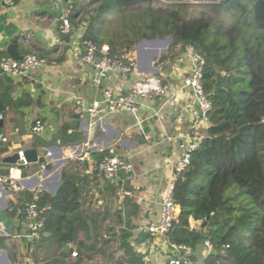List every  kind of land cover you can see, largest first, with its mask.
Returning a JSON list of instances; mask_svg holds the SVG:
<instances>
[{
	"label": "trees",
	"instance_id": "obj_1",
	"mask_svg": "<svg viewBox=\"0 0 264 264\" xmlns=\"http://www.w3.org/2000/svg\"><path fill=\"white\" fill-rule=\"evenodd\" d=\"M71 4V31L63 34L64 43L84 24L81 42L90 41L97 48L107 45V56L123 63L139 40L166 37L170 43L158 60L173 61L187 46L203 59L201 85L210 103L207 124L188 166L175 181L172 196L179 208L178 222L166 239L192 251L208 241L214 250L212 264H264V0L203 6L164 5L156 0H72ZM3 22L0 18V30L10 35ZM7 56L0 51V59ZM7 98L0 97V116L12 104ZM30 104L27 94L13 103L17 108ZM59 140L68 145L83 137L63 124ZM90 157L92 181H104L109 197L121 188L131 192L125 170L118 171L115 186L98 171L100 161L110 157L107 150ZM86 168L84 161H68L56 192L38 195L36 204L48 236L42 235L34 245V264H77L66 260L63 248L70 244L83 261L125 264L136 256L130 243L137 213L132 197L125 196L116 207L96 209L87 198ZM31 199L26 191L17 194L8 217ZM190 221L198 223L197 228H190ZM218 252L226 258L220 260ZM7 257L11 264H23L13 237L8 239Z\"/></svg>",
	"mask_w": 264,
	"mask_h": 264
},
{
	"label": "crops",
	"instance_id": "obj_2",
	"mask_svg": "<svg viewBox=\"0 0 264 264\" xmlns=\"http://www.w3.org/2000/svg\"><path fill=\"white\" fill-rule=\"evenodd\" d=\"M83 3L84 0H78ZM66 0H18L12 6H6L0 0V18L2 26H9L11 34L0 30V51L6 52L11 41H17V50L23 56L28 53L45 55L55 64L45 65L32 71L28 76L17 79L0 72V97H8L11 105L1 116L0 164L2 160L19 151L35 149L38 159L44 158L49 151L51 157L45 169L37 166H25L19 176L23 191L32 194L41 187L43 192L54 194L60 185V173L68 161L77 162V156L86 147L90 153H99L98 149L113 148L115 153L129 165L127 183L137 207L132 218L135 226L131 238V248L135 257L125 264H168L175 256V251L165 237L155 238L146 233V228L157 224L160 217L161 202L168 182L172 179L173 168L180 158L179 138L185 143L201 136L206 125L196 120L192 111L197 105L191 98V90L184 87L183 80L192 66L191 57L183 50L177 57L169 60L164 70L163 83L167 93L162 98L139 99L136 112L118 111L104 113L99 119L92 120L81 113L76 101L82 100L85 106L94 101H102L104 92L125 96L134 81H142L150 76L155 59L164 52L142 48L132 52L137 68L123 79L119 72L109 73L98 84L92 81V68L83 63V49L74 51L80 45L85 31L82 24L72 33L69 42H62L60 16ZM72 2V0H70ZM169 43L165 47L167 49ZM3 58V57H2ZM1 60V59H0ZM27 94L31 104L17 108L13 103ZM80 118L77 120L75 116ZM83 116V117H82ZM40 119L44 129L39 134L31 131L35 120ZM94 122V124H91ZM76 128L83 140L75 144H62L59 140L61 125ZM171 138V140H168ZM40 161V160H39ZM83 170L89 175L88 202L96 209L103 205L116 207L125 196L119 189L115 196L109 197L104 190V181H92L93 161L88 156ZM7 167L0 166V174L6 173ZM118 178L109 181L116 185ZM105 197V201L102 198ZM17 194L0 185V223L11 225L10 233L17 241L23 264L34 263L32 253L36 243L24 238L23 222L15 214L8 217L10 205L16 203ZM88 206V204L86 205ZM5 226V225H4ZM198 223L190 221V228H197ZM46 235V236H45ZM43 236L48 234L43 232ZM27 240V241H26ZM8 246V240L5 241ZM69 262L77 264H106L102 259L93 261L69 256L75 251L73 244L67 245ZM71 251V252H69ZM182 264H212L211 254L203 243L191 252L182 253ZM213 260V259H212ZM0 264H11L7 252L0 250Z\"/></svg>",
	"mask_w": 264,
	"mask_h": 264
},
{
	"label": "built area",
	"instance_id": "obj_3",
	"mask_svg": "<svg viewBox=\"0 0 264 264\" xmlns=\"http://www.w3.org/2000/svg\"><path fill=\"white\" fill-rule=\"evenodd\" d=\"M6 6L12 7L15 5L14 0H1ZM89 1V0H87ZM157 2L164 5H218L224 0H156ZM72 9V4L70 0H66L65 8L60 16L61 29L64 34H68L71 31V25L69 21L70 11ZM82 43V47H81ZM83 49L82 61L83 63L90 65L92 68V81L96 84L100 82L101 79L105 78L109 73L119 72L123 79L127 77L137 68L136 59L132 56V53L126 55V63L121 60L110 59L107 55L109 48L107 45H102L97 48L90 41L81 42L74 51L78 52L79 49ZM184 51L191 57L192 66L189 69L188 74L183 80L184 87L191 90V98L195 101L197 107L192 111L193 117L207 124V112L210 109V103L208 102L206 96L203 93L201 79H202V67L203 59L197 55L192 47H185ZM55 64L54 61H50L45 57L38 56L35 53H28L22 56L21 60H15L9 56L3 57L0 60V72L4 75H8L17 79L28 76L32 71L39 67ZM169 65V60H156L154 67L152 68V73L149 77L142 81H134L130 86V91L127 95H113L106 91L103 95L102 101H94L89 106H85L82 100L76 101L77 106L80 108L81 113L88 116L90 119H99L104 113H114L118 111L125 112H136L137 103L139 99H154L162 98L167 93V86L163 83L164 81V70ZM83 117V116H82ZM1 121V116H0ZM91 124H94L92 122ZM44 124L40 119L34 121L31 128L32 133L39 134L43 131ZM171 140V138H168ZM201 140V136L194 137L190 142L185 143L181 138H179V148L182 150L180 158L176 161L173 168L172 179L166 185L164 196L161 202L160 217L155 225L148 226L145 230L150 236L155 238L165 237L170 231L172 226L178 222L179 208L175 204L172 191L175 185V181L179 175L184 171V169L189 164L190 154L192 151L198 148ZM0 141L5 142L6 139L0 136ZM107 150L110 157L103 158L97 166L98 171L102 174L103 178L107 181H114L117 177L119 170H129L128 163L118 156L113 148L98 149L101 153ZM18 160L15 165H11L6 168L5 174H0V185L8 188L12 193L19 194L23 191V185L21 183V178L19 176L20 170L18 167L20 165H28L26 159L23 155V151L17 153ZM52 155L51 152H47L43 159V163H40L41 168L45 169L46 160ZM90 152L83 149L82 153L77 156L78 161H84ZM43 192L41 187L37 188L32 193L31 201H24L20 207L16 209V215L19 217L20 221L23 222L26 233L24 238L30 243H37L40 241L43 230L44 221L40 218V211L36 204L38 195ZM129 195L128 191L122 190V196ZM0 235H4L6 240L12 237L11 233L6 232L3 223H0ZM13 238H16L13 236ZM205 249L212 255L214 250L208 241L203 243ZM170 247L175 251V256L170 260L169 264H182L183 252H191V248L184 245H174L170 244ZM226 248L225 246L222 249ZM217 256L220 260H223L225 255L218 252ZM71 257H76V252H71ZM34 264V263H30Z\"/></svg>",
	"mask_w": 264,
	"mask_h": 264
},
{
	"label": "water",
	"instance_id": "obj_4",
	"mask_svg": "<svg viewBox=\"0 0 264 264\" xmlns=\"http://www.w3.org/2000/svg\"><path fill=\"white\" fill-rule=\"evenodd\" d=\"M66 3V2H65ZM163 41H167V43L165 44V46L170 43V38L166 37L163 40H147V42L149 43H163ZM165 51V50H164ZM162 51V52H164ZM6 53L9 57L15 59V60H21L22 59V55L18 52L17 50V41L13 40L11 41V43L6 47ZM158 53L156 52L155 55H157ZM80 117L78 115L75 116V119H79ZM2 126V122L0 121V127ZM23 155L26 159L27 164H29L30 166H37L38 165V155H37V151L35 149H28L23 151ZM18 160V155L17 153L8 156L6 158H4L0 164L1 167H9L11 165H15L16 162ZM25 167L20 165L18 167L19 170H23ZM206 220L207 218L202 222L201 227L204 228L206 225ZM5 225V229L6 232H10V228L11 225L8 222L4 223ZM46 236V235H45ZM6 238L4 235H0V250H2V252L6 253L8 251V246L5 243ZM65 249H67V246H65ZM71 252V251H69ZM168 264L170 263V260L167 262Z\"/></svg>",
	"mask_w": 264,
	"mask_h": 264
},
{
	"label": "rangeland",
	"instance_id": "obj_5",
	"mask_svg": "<svg viewBox=\"0 0 264 264\" xmlns=\"http://www.w3.org/2000/svg\"><path fill=\"white\" fill-rule=\"evenodd\" d=\"M115 24H118L117 20L115 21ZM106 32H108V33L110 32L109 28L106 30ZM129 32H130V30H129ZM166 43H167V41H163V43H149V42H147L146 39H142V40H139V42L136 43L134 51L136 50V52H137V51H140L142 48H147V49H150V50L152 49L153 51H156V52L157 51L158 52H162L164 50L166 51V49H165V47L167 46V45L165 46ZM24 234H27L26 231H25Z\"/></svg>",
	"mask_w": 264,
	"mask_h": 264
}]
</instances>
